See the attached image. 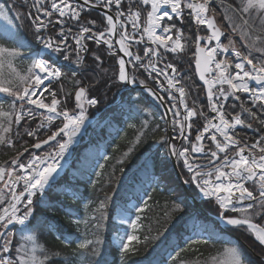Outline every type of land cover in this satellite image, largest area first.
Here are the masks:
<instances>
[{
	"label": "snow or ice",
	"instance_id": "snow-or-ice-1",
	"mask_svg": "<svg viewBox=\"0 0 264 264\" xmlns=\"http://www.w3.org/2000/svg\"><path fill=\"white\" fill-rule=\"evenodd\" d=\"M135 2L138 5L150 6L144 9L146 18L143 23L139 7L136 11H132L130 4L128 8V19L132 22V28L140 31L139 39L136 42L143 44L147 37L150 46L143 49V57L136 54L134 60L139 62L140 67H144L146 70L151 69L149 75L152 73H156L157 76L163 75L167 80L168 88H175L179 93V104L183 106L184 110L183 119H174L172 124L174 130H177L176 126L178 125L177 138H182L184 141H189L191 136L193 118L198 115L203 117L204 112H198L195 106L189 107L186 102L185 88L177 87L180 83L179 80L169 77L167 70H171V73L175 74L176 67L169 63L165 66L167 70H158L156 64L161 56L160 49L171 53H180L185 50L183 29L178 28L174 21L183 24L187 16L195 25L204 26L210 33L206 37L199 35L196 37L194 59L200 79L207 85L208 106L215 115L206 118L207 122L202 131H198L195 136L196 143H192L190 148L178 149L171 143V138H162V141L168 145L171 156L182 160L183 167L189 174L183 183L194 185L198 189L199 195L207 198L209 202H213L217 206L220 220L225 225L234 229H244L261 246H264V224L256 223L253 219L254 217L264 219V137L250 145L242 142L237 137L235 129L242 127L251 129L252 123L247 122L239 113L232 115L226 111V102L229 97L240 101L239 93L248 94L252 104L264 110V0H239L235 6L227 5V10L231 11L232 15L229 16L225 12L224 18L229 23L231 31L233 33L239 31L241 39L247 41L244 44L246 51L238 49L235 46V41L231 38L227 44L221 42L225 33L217 24L216 9L211 7L214 0H135ZM89 3L90 0H83V5H89ZM102 3L109 9L115 5L117 15L115 18L113 15L105 16L108 27L104 31L94 32L92 27H80L79 34L73 37L76 45L77 63L81 62L80 51L86 50V45L81 43L84 39L94 40L97 44L103 43L109 50L113 48V42L107 36L116 34L117 23L120 22V17L124 16V12L120 10L122 0H102ZM32 7L36 9L37 13H42L43 17L49 18L45 23L41 15L28 14L35 32L38 34L37 40L43 44L44 49L50 50L52 53H64L68 48V35L62 27L59 32L60 39L57 41L51 37L45 39L39 34L48 27V24L52 23L51 18L54 13H58L59 18L68 16L79 22L80 11L69 0H51L50 8L46 6L45 0H34ZM185 9L189 11L186 13ZM0 18L7 21L9 25L12 24L7 11L3 8H0ZM56 23L63 24V20L57 19ZM87 23L94 26L96 21L91 20ZM121 29L119 39L116 41L120 46L119 51L123 52L125 56L133 57L128 41L136 38L129 35L127 26L123 23H121ZM68 32H71V29H68ZM5 33L16 39L18 46H0V68L6 64L10 69L8 76L0 72V93L11 98L7 111L4 110L3 103H0V118H2L0 120V144L14 148L15 143L11 138L13 135L18 138H21L22 135L30 137L33 142L29 147H23V151H18L10 161L0 164V185H2L0 187V206H3L0 207V229H3L0 231V264H47L52 257L48 254L47 249L35 243V237L32 235L24 237V239L33 242L30 251L25 250V246L21 244L15 248L16 254L13 253V232L10 230V226L21 225L27 228L30 218L34 215L35 205L50 207L45 197L51 192L52 182L61 167L60 161L69 152L84 127L87 120V107H94L98 100L89 98L88 89L81 86L75 91V109L70 111L63 107L61 99L57 97V92L51 88L54 81H59L64 76L61 69L53 62L43 58L42 54L38 52L31 59L26 72L21 73L18 71L15 61L23 56L21 48L25 46L24 41L18 39L12 29H5ZM201 40L206 42L205 46L201 45ZM213 41H215V46H207L211 45ZM253 52L258 55L253 56ZM229 54L235 57V61L227 59ZM218 55L225 58L217 59ZM145 57L148 58L146 65L143 63ZM63 58L66 61L69 60L68 55H64ZM96 59L100 58L97 56ZM136 66L133 65V67ZM213 73V78L208 79L206 74ZM118 79L127 84L137 83L135 77H129L123 57L118 59ZM139 83L145 85L144 80H140ZM224 85H227V88ZM145 88L158 100H164V97L157 96L151 88H147L146 85ZM213 89L216 91L214 92ZM169 99L175 100L176 97L169 93ZM240 108L252 119H257V113L251 107H246L241 103ZM37 110H43L40 112L42 117L40 124L36 128L29 126L21 134L19 131L23 127L21 122L27 123L26 117L34 118ZM169 111L174 117L181 116L176 104H172ZM57 119L61 122L60 126L51 130L50 126ZM14 124L17 126L15 132L13 131ZM46 126L49 128L50 134H45L44 138H41V130ZM205 134H208L207 137ZM205 138L214 145V149L209 147L207 150L208 164L211 167L194 165L190 159L191 154L205 152L203 145ZM139 142V137H137V143ZM24 143L28 142L24 141ZM229 151H233V155L229 156ZM25 153H27V157H25ZM205 168L207 170H204ZM249 183L258 188V196L254 195V190H250ZM73 198H75V194H73ZM104 207L102 201L100 209H104ZM144 210V208H137V212L142 213ZM175 210L183 211L181 204L177 203ZM140 219L141 217L137 215L134 221H129L126 215H121L120 223L127 224L132 229V232L118 235L121 254L132 251L133 242L139 243L140 238L136 235V230ZM76 222L79 223V221ZM214 235L215 233H211L207 239L192 242L207 244ZM65 243L69 242L65 241ZM99 243H101L99 240L84 239L78 243L77 247L81 250V256H84L87 250L92 255L99 257L101 253L95 247ZM38 248L41 255H37ZM21 252H23L22 255L19 254ZM224 254L227 259L220 260L213 257L214 264H246L238 245L226 248ZM55 255H59V253H55ZM97 264H101V261L98 260Z\"/></svg>",
	"mask_w": 264,
	"mask_h": 264
},
{
	"label": "trees",
	"instance_id": "trees-1",
	"mask_svg": "<svg viewBox=\"0 0 264 264\" xmlns=\"http://www.w3.org/2000/svg\"><path fill=\"white\" fill-rule=\"evenodd\" d=\"M0 6L12 20L16 37L24 41L20 61L22 68H27L39 52L37 34L27 17V9L18 0H0ZM0 46L18 45L16 39L0 30ZM87 47L90 55L101 54L99 68L95 59L88 56L80 72L64 69L56 92L64 96V107L71 111L75 91L81 86L87 88L88 96L98 100L97 105L90 108L89 118L96 114L100 117L88 129V141L75 150V159L69 169L52 184L50 194L45 197L50 207L35 205L27 228L17 231V235L27 233L34 236L35 243L47 249L52 257L47 264H97L98 260L101 264H178L182 261L208 264L209 258L236 245L246 264H263L260 258H264V248L252 235L244 229L223 231L198 216L189 206L162 141L166 132L161 110L136 91L123 94L121 103L114 105L119 92L115 58L106 57L102 49L94 48L93 43L87 42ZM2 95L0 103L5 109L8 98ZM22 125L32 127L29 122ZM44 133L45 130H41V135ZM21 140L28 143L16 145V148L0 147V164L10 161L18 151L33 142L27 138ZM102 149L103 157L97 156ZM143 196L148 197V201L146 209L140 212L136 232L140 241L133 242L132 251L121 254L112 242L119 233L114 217L119 210L129 211L127 205L139 203ZM102 201L104 209H100ZM177 203L181 204L183 211L175 210ZM201 205L211 215H218L213 202L204 201ZM253 219L264 224L260 217ZM194 233L200 237L190 239ZM211 233L215 235L207 244L192 242L207 239ZM84 239L99 240L101 243L95 247L101 256H94L87 250L81 256L77 245ZM171 251L174 255L167 258ZM37 255H41L40 251Z\"/></svg>",
	"mask_w": 264,
	"mask_h": 264
},
{
	"label": "flooded vegetation",
	"instance_id": "flooded-vegetation-1",
	"mask_svg": "<svg viewBox=\"0 0 264 264\" xmlns=\"http://www.w3.org/2000/svg\"><path fill=\"white\" fill-rule=\"evenodd\" d=\"M224 1H226V0H224ZM133 4H135L134 5L135 7L139 6L136 2H133ZM214 4H212L211 7L216 9V21H217V24L222 28V30L225 33V36H223L221 38V42L223 44H227L229 38H231L234 41L236 40L235 41V45H236L238 43L237 42L238 40L235 38V36L232 35L233 32L230 31V25L224 18L226 10H224L222 8V6L214 5ZM221 4H225V3H221ZM148 7H150V6H144L143 5V7H141V9H140L141 10V16L144 19L146 18V12L144 11V9L148 8ZM188 11L189 10L185 9L186 13ZM226 12H227V15L231 16V13H229L228 11H226ZM81 17L83 19L86 18V17H84V15H82ZM91 20L96 21V24L94 25L95 27L100 28V29L103 28L102 27L103 23L101 21V16H99V14L96 13V16H95L94 13L89 12L88 19L86 20V22L91 21ZM187 20H189V24H191V27H192V32L191 33H190V29L187 27V24H186V23H188V22H186ZM220 21L223 22L224 25L221 26L219 24ZM185 22L183 24H180L179 21H174V23L177 24L178 28H182L183 29L184 38L187 35L186 38H188V40H187L188 42L184 41L185 50L183 52H180V53L168 54V56H166L164 58H165V61L167 63L173 64L176 67L177 72L173 76H174V79L179 80V82H180L177 85V87H184L185 88V91H186V94H187L186 95L187 104L189 105V107L195 106L197 111L199 112L200 110L203 111L204 109L208 110V100H206L204 98V96H203L204 89H202V87L199 85L197 80H195V77H193V71H192L193 70L192 69L193 66L192 65H193V62H194L195 40H196V37L198 35L201 36V37H206L210 33L207 32V30L205 29L204 26L195 25L191 21V18H189L187 16L185 17ZM187 33H189V34H187ZM205 44H206V42L204 40H201V45L205 46ZM212 45L213 44L207 45V46H212ZM94 48L97 49V50L98 49H102L103 52H104V49L99 47V46L98 47L94 46ZM97 55L99 57H101L100 53H98ZM106 57L109 58L110 56L107 55ZM115 65L118 68V63H117L116 59H115ZM156 67H157L158 70L165 69V66H163V64H161L160 62H159V64L158 63L156 64ZM150 71H151V69H149L148 72L146 73L147 77L149 79V82H148V80H146L145 85L147 87H149V88H154L156 93L159 96L164 97V100H163L164 103H166V102L169 103L170 102L171 99H169V93H171L173 96H175L176 99L173 100L175 102L174 104H176L178 106V110L181 112V116L176 118L175 120H182L183 119L184 110H183V106L179 104V93L176 91L175 88H171V89L168 88L167 80H165L163 75L157 76L156 73H152L151 75H149ZM167 71L169 73L170 78H173V76H172L173 73H171V70H167ZM138 76H140V75H138ZM115 80L119 81L118 80V72L116 73ZM145 85H144V87H145ZM123 89L128 90V88H123ZM165 89H167V91H165ZM213 91L215 92V90H213ZM125 93H127V92H124L123 94H125ZM193 102H195V104H193ZM171 105L172 104H170V103L168 104L169 107H171ZM199 124L202 125L203 121H202L200 116H197V117L194 118V121H193V128L191 130V137L193 135H195V133L198 131L197 129H198ZM176 127L178 128V125Z\"/></svg>",
	"mask_w": 264,
	"mask_h": 264
},
{
	"label": "rangeland",
	"instance_id": "rangeland-1",
	"mask_svg": "<svg viewBox=\"0 0 264 264\" xmlns=\"http://www.w3.org/2000/svg\"><path fill=\"white\" fill-rule=\"evenodd\" d=\"M229 1L232 2V0H229ZM235 1H239V0H235ZM214 3H215V4H214ZM221 3H225V4H221ZM213 4H214V5H220V6H222V8H223L224 10L228 11V10H227V5H229V3L225 2L224 0H214ZM230 4H232V5L234 6L235 3L233 4V2H232V3H230ZM235 5H236V4H235ZM0 8H2V7L0 6ZM226 11H225V12H226ZM228 12L231 13V15H232V12H231V11H228ZM186 22H188V23H186ZM186 22H185V23L187 24V27L190 29V33H191V32H192L191 24H189V20H187ZM237 23H239V21H237ZM219 24H220L221 26L224 25V23L221 22V21H220ZM5 29H12V30H13V25H12V24L9 25L7 21H5L4 19L0 18V30L3 31V32L5 33ZM230 31H231V28H230ZM232 35L235 36V38L238 40V42H240L239 45H238V49H240V50H242V51H246V49L244 48V44L246 43V41L244 40L245 42H243V40H242L241 37H240L239 31L233 33ZM235 41H236V40H235ZM237 44H238V43H237ZM237 44L235 45L236 47H237ZM255 54H257V53L253 52V56H254ZM20 60H21V57L18 58V59H16V61H15V65H16L18 71H20L21 73H25L28 67H27V68H22L23 66H22ZM233 71H234V70H233ZM0 72H2L5 76H8L9 73H10V69H9V68L7 67V65L5 64L3 68H0ZM225 88H227V86H226ZM52 90L57 91V85H56L55 87H52ZM46 95H47V94H46ZM239 95H240V97H245V96H243L244 93H239ZM0 96H3L2 93H0ZM4 96H5V95H4ZM6 97H7V96H6ZM57 97H58L59 99H61V101H62V106L64 107V106L66 105V104L64 103V102H65L64 96H62V95L59 96V94L57 93ZM7 98H8V100H7L6 108L4 109L5 111L8 110V105H9V102H10V100H11L10 97H7ZM48 100H50V97H48ZM233 101H236V100H234L232 97H229V100L226 102V111L229 112V113L232 114V115L237 114V113H239V114L242 115V114H243L242 109L236 107L235 104H233ZM46 102H47V101H46ZM238 103H239V101H238ZM246 104H248V106L251 107L252 110L255 111V112L257 113V118H259V117H258V111L261 110V109H260L258 106H254L250 100H248V101L246 100ZM245 106H246V105H245ZM255 107H256V108H255ZM254 108H255V109H254ZM256 109H258V110L256 111ZM41 111H43V110H37L34 118H32V117H26L27 122H29L30 124H32V127H33V128H36V127L40 124V122H41V120H42V117H41V115H40V112H41ZM260 112H262V110H261ZM245 115H246V117H247V120H246L247 122H250V123H251L252 121H255L254 119L252 120V118L249 117V116L247 115V113H245ZM243 118H244V117H243ZM0 120H2V118H0ZM88 121H89V120H88V118H87V120L85 121V124H84L85 129H84V131H82V132H84V134L88 131L89 128H91V126H90L91 124H88ZM23 122H24V121H22L21 123H23ZM60 124H61V122H60L59 119L55 120V121L53 122V124L50 126L51 130H55V128L58 127V126H60ZM89 126H90V127H89ZM16 129H17V126L14 124V125H13V131L15 132ZM25 129H27V128H26V127H21V128L19 129V131L21 132V134H23V132L25 131ZM82 129H83V128H82ZM82 129H81V130H82ZM42 130H43V129H42ZM44 130H45V133L41 135V138H44L45 134H50V131H49L48 126H46V128H45ZM80 132H81V131H80ZM79 134H80V133H79ZM236 135H237L238 137H242V135H241L240 132H239V133H236ZM11 138L13 139V141H14V143H15V147H14V148H16L17 146H20V145H25V143H24L21 139H25V138H27L28 140H31V141H32V138L27 137V136H23V135H22L21 138H18V137L14 136V135H13ZM83 140H84V137L81 136L80 139H79L78 142H77L78 145H77V144H76V145H73V147L71 148L70 152H69L68 154L65 155V157H64L63 160L60 161V165H62V164H63V166L65 165V166H64V170L61 171L60 174H58V175L55 176V180L52 182V184H55V182L57 181V179H59L60 177H62V176L64 175L63 173H65V172L67 171L68 168H66V167H68V166L71 164V161L75 158V157H74V156H75V150L78 148V146H80V145L82 144V141H83ZM16 145H17V146H16ZM1 146H6V147H8L7 145H3V144H0V147H1ZM8 148H11V147H8ZM45 148H47V146H45ZM21 151H23V150H21ZM25 157H27L26 154H25ZM22 159H23V158H22ZM69 163H70V164H69ZM59 180H60V179H59ZM59 180H58V181H59ZM0 187H2V185H0ZM0 207H3V206H0ZM129 207H130V212H127V213H124V212H117V214H116V216H115V218H114L115 222L120 226V229H119L120 231H119V233H118L116 236H114V237L112 238V242H114L116 248H118V249H119V243H120V241H119V239H118V235H123L125 232H132V229H131L127 224L122 225V224L120 223L121 215H122V214H123V215H126V216H127V219H128L129 221H134V220L136 219V216L139 215V214L137 213V208H143L144 206L136 207V206H134V205H130ZM139 216H140V215H139ZM138 225H139V224H138ZM21 229L23 230V229H25V227H24V226H19V228H16V230L13 231V246H14L13 253H14V254H16V253H15V248H18L21 244H23V245L25 246V250H27V251H30V249H31V247H32V244H33L32 241H29V240L24 239V237H27V236H29L30 234H27V233L22 234V233H21L20 235H17V231H20ZM137 229H138V228H137ZM136 232H137V230H136ZM136 235H137V233H136ZM197 237H200V235H198L197 233H195V234H193V235H192L191 237H189V238L192 239V238H197ZM37 251H38V252L40 251L39 248L37 249ZM19 254L22 255L23 252H21V253H19ZM168 256H170V254H168ZM213 257H216V258H218V259H220V260H226V259H227L226 255H225L224 253L215 254L214 256H212L211 258H209L208 264H214V262H213ZM178 264H190V263L182 261V262H179ZM193 264H201V263H200V262H196V263L193 262Z\"/></svg>",
	"mask_w": 264,
	"mask_h": 264
},
{
	"label": "water",
	"instance_id": "water-1",
	"mask_svg": "<svg viewBox=\"0 0 264 264\" xmlns=\"http://www.w3.org/2000/svg\"><path fill=\"white\" fill-rule=\"evenodd\" d=\"M72 1L73 3L75 2L77 5L81 6L83 5V0H70ZM93 4L89 3V5H83V7H86L88 10H92L93 12H97L98 14L102 15V16H106V15H111L110 12L108 10H106L105 8L101 7L99 4H101V1L100 0H93L92 2ZM41 17L42 14H40ZM215 43V41H213ZM126 61V60H125ZM194 66V71H195V76H197V79L199 81V83L202 85V87H204L205 89V95L207 97V85H205L204 81L200 79V76H199V73L197 72L196 70V67H195V62L193 64ZM128 70V69H127ZM207 75V74H206ZM125 86L129 87V88H132L133 86L131 84H127L125 83L124 84ZM136 90H139L141 92L143 91H146V88L145 87H134ZM156 93V92H155ZM157 94V93H156ZM158 96V94H157ZM158 100V99H157ZM160 106H161V109L164 111V116H165V121H167V131H168V134H167V138H170V134H171V131H170V125H171V121L169 119V113H168V110L166 108V106L164 105L163 101L161 100H158ZM194 143L195 142V139H194ZM169 151V150H168ZM207 153V152H206ZM171 162L173 164V171H174V174H175V177L177 179V182L179 185H181V188H182V191L184 193V195H186L187 197V200H188V203L190 206H192V208L196 211V213L199 215V216H203L205 219H207L208 221H210L211 223H215L217 226H219L220 228L224 229V228H231L227 225H225L219 217L217 216H211L209 213H207L203 207L200 205V201H198L190 192L189 190V186L187 184H184L183 183V177L182 175L179 173V170L177 168V163L175 161V157L174 156H171ZM202 196V195H201ZM203 197V196H202ZM264 262V259L262 260Z\"/></svg>",
	"mask_w": 264,
	"mask_h": 264
},
{
	"label": "bare ground",
	"instance_id": "bare-ground-1",
	"mask_svg": "<svg viewBox=\"0 0 264 264\" xmlns=\"http://www.w3.org/2000/svg\"><path fill=\"white\" fill-rule=\"evenodd\" d=\"M78 136H80V135H78ZM78 136H77V137H78ZM77 137H76V141H77ZM75 143H76V142H75ZM75 143H74V144H75ZM74 144H73V145H74ZM73 145H72V146H73ZM72 146H71V147H72ZM70 150H71V148L69 149V152H70ZM69 152H68V153H69ZM68 153H67V154H68ZM64 166H65V165H64ZM64 166H63V164L61 165L60 169H58V174H60V172L64 170Z\"/></svg>",
	"mask_w": 264,
	"mask_h": 264
}]
</instances>
